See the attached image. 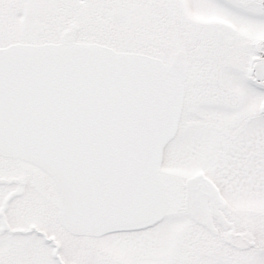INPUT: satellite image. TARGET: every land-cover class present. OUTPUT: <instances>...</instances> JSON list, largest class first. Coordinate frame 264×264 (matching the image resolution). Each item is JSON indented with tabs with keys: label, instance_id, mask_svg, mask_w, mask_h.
Here are the masks:
<instances>
[{
	"label": "snow or ice",
	"instance_id": "snow-or-ice-1",
	"mask_svg": "<svg viewBox=\"0 0 264 264\" xmlns=\"http://www.w3.org/2000/svg\"><path fill=\"white\" fill-rule=\"evenodd\" d=\"M0 264H264V0H0Z\"/></svg>",
	"mask_w": 264,
	"mask_h": 264
}]
</instances>
